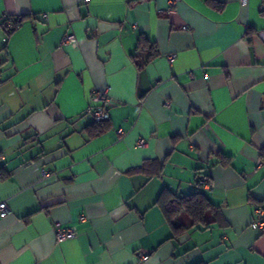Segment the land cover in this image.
<instances>
[{
  "label": "crops",
  "instance_id": "0c3cea01",
  "mask_svg": "<svg viewBox=\"0 0 264 264\" xmlns=\"http://www.w3.org/2000/svg\"><path fill=\"white\" fill-rule=\"evenodd\" d=\"M215 1L0 0V264H264V0ZM165 187L217 211L174 235Z\"/></svg>",
  "mask_w": 264,
  "mask_h": 264
},
{
  "label": "trees",
  "instance_id": "16d2710c",
  "mask_svg": "<svg viewBox=\"0 0 264 264\" xmlns=\"http://www.w3.org/2000/svg\"><path fill=\"white\" fill-rule=\"evenodd\" d=\"M207 2L213 6H220V4L217 3L215 0H207ZM27 18V15L10 17V19L6 23V30L8 35H11ZM9 23H11L12 25L9 26ZM139 52H146V63L159 55L157 43L149 41V39H147L143 34L139 38L137 54L134 55L135 59L139 57ZM109 127L110 124L108 119L101 122H92L88 128L91 137H95L109 129ZM262 151L264 157V149ZM223 159L224 160H222V162L226 161L225 163H228V161L230 160L227 157ZM205 178H207L208 182L211 181V179H209V176H206ZM202 179L203 177L199 178L198 180L200 184ZM156 203L161 208L166 219L172 225L174 235H177L180 232L191 227L208 224L209 214L215 213L217 211V207L215 206V204L201 190L187 195H178L167 187H165L161 192L159 198L157 199ZM182 213L187 214L189 218L188 224H185L180 221V216L182 215Z\"/></svg>",
  "mask_w": 264,
  "mask_h": 264
},
{
  "label": "built area",
  "instance_id": "2783aa9c",
  "mask_svg": "<svg viewBox=\"0 0 264 264\" xmlns=\"http://www.w3.org/2000/svg\"><path fill=\"white\" fill-rule=\"evenodd\" d=\"M83 1L88 2L89 0H83ZM177 2L178 0H170V5L171 6L176 5ZM240 3L242 6L245 7L248 5L249 0H240ZM11 25L12 24L9 23V26ZM183 28L188 29L189 27L185 25ZM62 41L64 44H68V43L75 44L76 43V39L75 37H73V35H66ZM173 58H174V55L171 57V59ZM93 99L97 101V105L88 109V113L90 112V115H91V121L101 122V121L108 120L110 118L108 107L111 104V98H110L108 91H95L93 95ZM167 105H170V103L167 102ZM143 144H144V140L143 139L139 140V145H143ZM42 175H43V178H49L51 177L52 172L43 168ZM201 183L206 185L208 184V180L206 178H203L201 180ZM9 212H10V207L7 201H1L0 202V218L5 217ZM80 220H84V216H80ZM252 227L255 229H261V230L264 229V208L260 206L256 208L255 218H254V221L252 222ZM53 229L56 235V239L58 241H65L67 239H71L77 236V229L74 226H67L61 222H56L54 224ZM146 258H147L146 254L141 255L142 260Z\"/></svg>",
  "mask_w": 264,
  "mask_h": 264
}]
</instances>
